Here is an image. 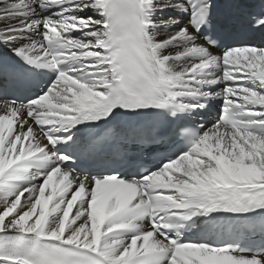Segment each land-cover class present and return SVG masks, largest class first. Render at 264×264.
<instances>
[{
  "label": "snow or ice",
  "instance_id": "obj_1",
  "mask_svg": "<svg viewBox=\"0 0 264 264\" xmlns=\"http://www.w3.org/2000/svg\"><path fill=\"white\" fill-rule=\"evenodd\" d=\"M237 2L259 44L214 0H0V264H264V0Z\"/></svg>",
  "mask_w": 264,
  "mask_h": 264
}]
</instances>
